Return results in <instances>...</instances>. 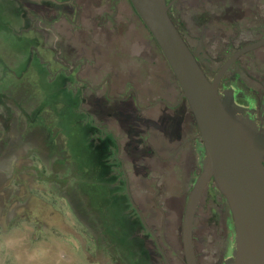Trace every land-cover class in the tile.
<instances>
[{"label": "rangeland", "instance_id": "1", "mask_svg": "<svg viewBox=\"0 0 264 264\" xmlns=\"http://www.w3.org/2000/svg\"><path fill=\"white\" fill-rule=\"evenodd\" d=\"M215 1L179 0L171 13L210 78L238 49L264 37V0H244L239 21L229 10L232 2ZM16 2L0 0V259L5 264H165L127 197V178L132 201L169 263L184 264L182 220L201 173L191 138L199 132L192 118L186 119L192 114L187 101L181 104L184 119L156 103L176 104L182 91L153 36L129 0L118 1L117 14L109 12L114 25L96 19L107 13V0L105 9L93 8V21L79 22L81 27L58 21L54 31L39 7L53 6L52 1ZM71 45L85 61L78 77L57 64L70 57ZM235 74L262 98L264 47L243 56L226 77ZM109 85L111 95L120 98L134 89L139 115L129 117L148 121L137 128L142 143L130 153L128 136L136 130L127 116L121 124L116 114L104 113L105 105H115L104 97ZM171 114L182 117L175 138L168 131L174 127L160 122ZM232 223L212 184L195 219L198 264H226Z\"/></svg>", "mask_w": 264, "mask_h": 264}, {"label": "water", "instance_id": "2", "mask_svg": "<svg viewBox=\"0 0 264 264\" xmlns=\"http://www.w3.org/2000/svg\"><path fill=\"white\" fill-rule=\"evenodd\" d=\"M129 1L169 64L182 91L180 100L187 101L204 146L201 173L188 196L182 220L184 264H198L194 225L211 182L228 205L233 222L232 250L226 264H264V128L257 121L253 101L240 109L221 91L226 73L242 56L263 47L264 37L238 49L210 78L170 17L175 1ZM131 203L146 230L155 237L140 210Z\"/></svg>", "mask_w": 264, "mask_h": 264}, {"label": "flooded vegetation", "instance_id": "3", "mask_svg": "<svg viewBox=\"0 0 264 264\" xmlns=\"http://www.w3.org/2000/svg\"><path fill=\"white\" fill-rule=\"evenodd\" d=\"M10 1L15 3V4H18L16 1H18V2L20 1V3L22 4V3H24L25 0H10ZM50 1L53 2V4H54L53 6H47V5H44L41 3L39 5V7H40L41 11L45 14L44 17L42 18V20L46 23L47 27L49 26L50 29H52L51 31H54V29H56V26L58 25V23H57L58 21H65L71 27H77V25H78V27H81L80 24H78V23L79 22L81 23L84 20L93 21L95 18V13L93 12L94 11L93 8L96 7V11H100L102 9H105L103 2L107 1V0H99V2L97 4H94V2H93L94 0H50ZM118 1L119 0H111V2L108 4V10L105 9V11H104V14H105V12H107L104 15V17H102V18L97 17L96 19L99 18L103 22H107V23L109 22L110 24L114 25V20H113L114 15L111 17L109 15V12L113 11L114 13L117 14V12H118ZM173 1H175V2L173 3L170 10H173L175 8V6L177 5V2L179 0H172V2ZM215 2H216V5L218 4L219 6L226 5L227 2H232L231 4H233V5L230 6L229 10L233 11V12L235 11L234 18L236 19V21L241 20L245 16L244 15L245 11H244V8L242 6V4L244 3V0H216ZM25 4L28 6L31 5L30 2H28V3L25 2ZM24 14L26 15L27 13H24ZM249 17L250 18L253 17V14L250 11H249ZM101 20L98 23L100 24L101 27H104V24L101 23ZM261 29H262V31H264L263 19L261 22ZM72 31L76 32L77 29L75 28V30H72ZM38 32L42 33L43 36L50 35L49 34L50 32L47 33V30L40 29V31L38 30ZM71 46H73V45H71ZM71 46H70V51L68 54L70 57H68V58L66 56L64 58L61 57L62 59L59 60L57 62V64L61 66V70H63V71L70 68L71 72L69 74L76 73V77H78V73L80 71L84 70L85 61H83L84 60L83 57H81L80 55H76V51H75L76 47L75 46L71 47ZM240 59H238L237 62ZM78 60H80V61H78ZM252 62H254V61H252ZM232 67H231V69H232ZM230 70L226 73V75L230 72ZM226 75L224 76L222 83H221V91L223 92V94L227 97H231L235 107L240 108V109H244V108L249 107V102L253 101L255 104L257 121H258L259 125H261L264 128V93H263L262 98H259V97H257V95L255 93H253L252 91L249 90V86L242 84L240 82V80H239L240 77L238 74H235L230 79H228L226 77ZM112 89H113L112 85H109L107 88L108 93H106L104 95V97L106 98V101L108 103H110L112 101L115 103V105H112V107L110 105H105L104 108H109V109H105L104 113H108L109 115H111L113 117L116 114L117 119L119 118V120H121V124L123 123V118L125 117V114L127 113V111H129V113L134 112L135 114L137 113L139 115V110H137L139 108V106H138L139 100H138L137 93L135 92L134 89L130 88L127 95L125 97H122V98L117 97V96H112L111 95ZM180 97H181V95H180ZM180 97H179V100L177 101L176 104H173V105L171 104L172 106L166 105L164 103L165 101H161V102L164 103L169 108L172 107L173 112H175V111L181 112V115L184 119L185 117L183 114L186 112H185V110H183L184 106L183 105L181 106V104H182V102H185V100L184 99L180 100ZM97 101H100V100H97ZM101 101H103V100H101ZM191 113L192 112H190V114ZM172 114L163 116L166 119H165V122H162V125L167 129L170 126L171 127L173 126L175 130L174 131L168 130V131H170L169 132L170 136H174V138H175V135H177V126L180 125L182 117L174 116ZM140 118H141V116L139 117V121H140ZM191 118H192V121L194 122L195 126L197 127V124H196V121L193 117V114H191L190 117L187 116L186 119L189 122ZM135 119H137V118H135V116H134L133 120L135 121ZM134 121H133V124L135 123ZM160 122H161V120H160ZM133 130H136V131L133 133L131 132L130 134L132 136H138L139 131L135 125L133 126ZM197 130H198V127H197ZM172 132H173V134H172ZM198 132H199V130H198ZM176 137H178V136H176ZM191 140L196 144V145L194 144V147H195V150L198 154V159L200 162V158H201L202 154L204 153V146H203L202 139L200 138V133L198 136L192 137ZM126 146H127V144H126ZM117 161L119 162V160H117ZM120 165H122V164H120ZM123 175L125 176L124 171H123ZM212 184L215 185L214 182H211L209 184L208 188ZM125 189H126L127 197L131 203L132 198H131V193H130V188H129V180L127 178L125 179ZM131 205H132V203H131ZM136 213H137V211H136ZM137 215H138V213H137ZM138 217H139V215H138ZM139 219H140V217H139ZM140 221H141V219H140ZM145 223H146V220H145ZM141 224H142V227L144 228V230L154 240L155 249L159 251L161 257L163 258V260L165 262V264H167V262H166L167 256H166L165 252L163 251V249L161 248L160 243H159V239L157 238L156 234L149 228L153 232V234L155 235V237H154L153 235H151V233H149L146 230L142 221H141Z\"/></svg>", "mask_w": 264, "mask_h": 264}, {"label": "trees", "instance_id": "4", "mask_svg": "<svg viewBox=\"0 0 264 264\" xmlns=\"http://www.w3.org/2000/svg\"><path fill=\"white\" fill-rule=\"evenodd\" d=\"M171 13H172V10H170V15H171ZM171 18H172V15L170 16ZM172 20H173V18H172ZM173 22L175 23V25H176V27L178 28V30L180 31V33L182 34V36H183V38L185 39V41H186V38H185V36L183 35V33H182V30L179 28V26H178V24H176V22L173 20ZM187 43V42H186ZM191 49V48H190ZM192 50V52H193V54L195 55V57H196V59L198 60V62H199V64H200V66L202 67V69L204 70V72L207 74V76L209 77V74H208V72H209V70L205 67V65L202 63V61H201V58H200V56H199V54L194 50V49H191ZM130 114H132V116H133V114H135L134 112H131V113H129V111H127V113L125 114V116H127L126 117V123L127 124H129V127L130 128H132V126H136L138 129H139V127H142V126H144V125H146V123L148 122V121H146V120H143L142 118H140V121H139V117L140 116H135V118H137V119H135V123L133 124V117H132V119H130V117L129 116H131ZM128 119H130V120H128ZM165 119L166 118H162L161 119V123L162 122H165ZM129 121V122H128ZM124 124H126L125 122H123ZM142 124V125H141ZM139 137L138 136H132L131 134H129V136H128V142H127V146H126V149H127V151H129V153L130 152H132L131 150H130V147H134V148H132V150H135V148H136V145L135 144H139V143H142L141 141L140 142H138L136 139H138ZM140 139V138H139ZM137 141V142H136Z\"/></svg>", "mask_w": 264, "mask_h": 264}, {"label": "clouds", "instance_id": "5", "mask_svg": "<svg viewBox=\"0 0 264 264\" xmlns=\"http://www.w3.org/2000/svg\"><path fill=\"white\" fill-rule=\"evenodd\" d=\"M2 247V246H0ZM41 255H45L46 253H44L43 251L40 253ZM33 259L32 257H30V260ZM0 264H5V261L3 259H0Z\"/></svg>", "mask_w": 264, "mask_h": 264}]
</instances>
